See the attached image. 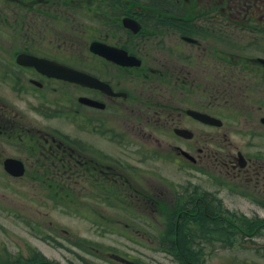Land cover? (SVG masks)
I'll use <instances>...</instances> for the list:
<instances>
[{
    "label": "flooded vegetation",
    "instance_id": "1",
    "mask_svg": "<svg viewBox=\"0 0 264 264\" xmlns=\"http://www.w3.org/2000/svg\"><path fill=\"white\" fill-rule=\"evenodd\" d=\"M217 24L222 51L214 56L208 28L219 31ZM28 57L71 69L81 82ZM218 64L232 71L219 76L220 88L212 76ZM220 108L227 117L256 113L264 139V0H0V173L12 181L18 177L3 168L7 158L22 162L19 177L58 179L55 191L88 189L97 204L121 191L161 218L166 231L156 228V245L166 248L216 242L212 229H200L179 243L189 232L183 223L200 217L213 227L216 214L225 215L221 243L256 241L264 153L235 154L241 146L221 131ZM153 161L160 163L145 166ZM166 162L177 163L174 171L185 176L177 184L188 191L138 196L146 178L149 186L175 184L161 171ZM193 169L220 190L194 189ZM237 196L250 203L249 214L238 212Z\"/></svg>",
    "mask_w": 264,
    "mask_h": 264
},
{
    "label": "rangeland",
    "instance_id": "2",
    "mask_svg": "<svg viewBox=\"0 0 264 264\" xmlns=\"http://www.w3.org/2000/svg\"><path fill=\"white\" fill-rule=\"evenodd\" d=\"M218 24L213 29L219 31L211 32L208 28V33H212L209 35L210 41L217 42L214 44L217 46L212 54L214 56L217 51H222L220 35L223 33L217 27ZM221 25L223 26L222 22ZM214 67L212 76L217 77V86L220 88L222 82L219 76L222 75L224 78L232 71L224 65L218 64ZM218 111L224 124L221 131L227 141L240 145L238 149L243 152L247 150V153H264V139L256 131L258 128L256 113L240 115L239 112L234 111L231 112L233 117H227L226 110L220 108L215 110V113ZM249 130H252L253 134L249 135L252 132ZM232 149L235 151L236 147ZM160 154L168 158L166 150ZM155 162L160 163L153 161L145 163V166L151 167ZM176 166L177 163L168 162L161 165L163 174L175 184L168 186L157 181L156 186H150L155 194L163 197V193L172 195L188 191L186 183L177 184L184 183L185 176L174 171ZM191 174L194 189L201 188L205 193L220 190L217 185L210 183V178L202 171L193 169ZM58 182V179L43 181L41 176L36 177L33 182L23 177L12 181L9 176L0 173V248H2L0 264H9L11 257L37 261L52 260L60 264H246L243 258L247 257L250 264L260 262L264 264V256L257 258L253 254L264 251V223L261 226L262 235L256 241L237 240L236 243L227 245L220 240L226 237V227L222 225L225 221L224 214L214 215L217 217L214 218L216 225L213 227L207 225L208 221L204 220L200 224L201 218L197 217L195 221L183 223L189 232L185 231L181 235L185 234V238L189 235L196 237L200 229H203V233H206L207 229H212L210 236L217 241L207 244L202 238L197 242L198 246L187 245L183 248L169 246L166 250L167 254L161 250L160 245H156L162 237L155 234L156 228H164L158 222V219L161 220L159 216L154 217L146 212V210L151 212V207L147 208L138 200L126 197L121 191H115L107 199V204L100 201L97 204L95 193L88 189L82 193H78L77 189L65 190V188L58 189L59 192L55 191ZM224 191L225 189L222 193ZM236 199L241 208L238 212L249 214L251 205L247 199L240 196ZM255 213H259L261 218H264V209H258ZM154 215H158L157 211ZM228 218L232 220L231 217ZM174 219V215L167 217L168 221ZM192 227L195 230H192ZM165 231L164 229L163 232ZM240 235L244 234L240 233ZM206 238L211 239L209 236ZM153 240H155L154 244L151 243ZM183 254L189 258L184 260Z\"/></svg>",
    "mask_w": 264,
    "mask_h": 264
},
{
    "label": "bare ground",
    "instance_id": "3",
    "mask_svg": "<svg viewBox=\"0 0 264 264\" xmlns=\"http://www.w3.org/2000/svg\"><path fill=\"white\" fill-rule=\"evenodd\" d=\"M139 171V170H138ZM150 182V179L149 178H146V179H143V180H140V184H138V190H137V192H136V194H138V196H141V197H143V198H145V195L146 194H150V196L151 197H155V193H154V191L150 188V186H149V183ZM153 197V198H154ZM214 200H216V198H214ZM217 201V200H216ZM216 201L215 202H213V204H215L216 203ZM193 220V217H192V219H191V221ZM217 221V220H216ZM218 222V221H217ZM151 232L153 231V230H150ZM146 235V234H145ZM144 235V236H145ZM172 240V242L170 241L168 244H175L174 243V240H173V238L171 239ZM183 241H185V234L183 235V237L180 239V241H179V243L180 244H182L183 243ZM151 243H153V242H151ZM151 243H149V244H151ZM148 244V245H149ZM154 244V243H153ZM160 246H161V250L162 251H164V252H166V250H167V244H159ZM183 247V245H181V247H176V248H182ZM0 249H2V248H0ZM167 253V252H166ZM168 254V253H167ZM0 257H1V254H0ZM184 260H186V259H184ZM146 262H148V261H146ZM59 263V262H58ZM188 263H191V262H188ZM60 264V263H59Z\"/></svg>",
    "mask_w": 264,
    "mask_h": 264
},
{
    "label": "trees",
    "instance_id": "4",
    "mask_svg": "<svg viewBox=\"0 0 264 264\" xmlns=\"http://www.w3.org/2000/svg\"><path fill=\"white\" fill-rule=\"evenodd\" d=\"M182 252L184 253V251H182ZM186 258H189V257L184 255L183 259H186ZM9 264H59V263L57 261H52V260L51 261L50 260L37 261L34 259L31 260V259H26V258H22V257L21 258L15 257L9 262Z\"/></svg>",
    "mask_w": 264,
    "mask_h": 264
},
{
    "label": "water",
    "instance_id": "5",
    "mask_svg": "<svg viewBox=\"0 0 264 264\" xmlns=\"http://www.w3.org/2000/svg\"><path fill=\"white\" fill-rule=\"evenodd\" d=\"M56 73H57V71H56ZM59 74H61V75H63V76H65V77H70L72 74H70V73H67V71H65L64 69H59ZM69 75V76H68ZM71 78V77H70ZM74 79H76V77H73ZM17 173H21V170H19V171H17L16 172V174Z\"/></svg>",
    "mask_w": 264,
    "mask_h": 264
}]
</instances>
